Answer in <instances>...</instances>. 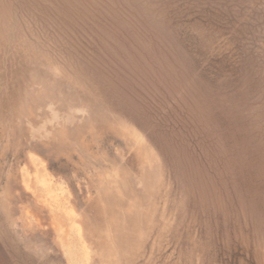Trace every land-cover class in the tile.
<instances>
[{"label": "rangeland", "instance_id": "374dc122", "mask_svg": "<svg viewBox=\"0 0 264 264\" xmlns=\"http://www.w3.org/2000/svg\"><path fill=\"white\" fill-rule=\"evenodd\" d=\"M0 264H264V0H0Z\"/></svg>", "mask_w": 264, "mask_h": 264}]
</instances>
